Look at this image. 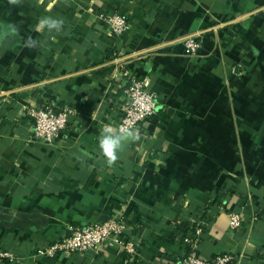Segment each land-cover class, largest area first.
Segmentation results:
<instances>
[{"label":"crops","instance_id":"obj_1","mask_svg":"<svg viewBox=\"0 0 264 264\" xmlns=\"http://www.w3.org/2000/svg\"><path fill=\"white\" fill-rule=\"evenodd\" d=\"M117 12L120 38L105 21ZM45 16L63 30L37 31ZM0 24L19 30L0 55V250L18 257L4 264H51L40 245L100 218L123 220L135 253L117 243L55 264H177L198 222L203 259L264 264V0H0ZM125 72L149 77L158 110L108 166L98 141L118 129ZM52 104L77 112L46 144L29 111Z\"/></svg>","mask_w":264,"mask_h":264},{"label":"built area","instance_id":"obj_2","mask_svg":"<svg viewBox=\"0 0 264 264\" xmlns=\"http://www.w3.org/2000/svg\"><path fill=\"white\" fill-rule=\"evenodd\" d=\"M105 21L108 23L112 35L117 38L122 37L129 28V21L123 13L117 12L108 15ZM201 47L202 42L199 38L190 37L185 41V51L189 57H196ZM124 80L125 109L118 128L123 126L138 131L145 122L157 114L158 95L148 88L149 77L147 76L139 77L125 72ZM76 112L75 107L65 106L57 109L53 104L41 108H31L29 114L32 120L34 139L46 144H53L67 129L71 117ZM243 221L240 214L230 213V225L233 230L241 228ZM195 224L196 231L188 233L184 239L191 250L177 264H232L234 261L232 256L226 255L206 260L198 255L197 243L203 233L204 226L199 222ZM72 230L70 237L64 236L55 243L40 245L36 255L44 258H57L60 255L71 257L75 253L110 247L117 243L121 244L130 254H134L136 251L134 243L124 242L126 225L119 218H111L104 223L77 226ZM17 259L18 257L12 251L0 250V264L14 262Z\"/></svg>","mask_w":264,"mask_h":264},{"label":"clouds","instance_id":"obj_3","mask_svg":"<svg viewBox=\"0 0 264 264\" xmlns=\"http://www.w3.org/2000/svg\"><path fill=\"white\" fill-rule=\"evenodd\" d=\"M22 0H8V4L11 6H17ZM39 3H43V0H38ZM64 20L63 18H54L51 16H45L39 19L37 25V31L47 30L48 32L60 33L63 30ZM19 35V30L14 24H0V55L6 50L4 48L5 43ZM23 46L28 49H36L40 46V42L29 35L23 41ZM254 54H259L258 50L253 49ZM140 139L139 132L132 128L119 127L114 128L111 125H106L100 134L98 146L100 152L106 160L108 166H112L119 159L118 153L123 150L124 146L128 142H134Z\"/></svg>","mask_w":264,"mask_h":264},{"label":"trees","instance_id":"obj_4","mask_svg":"<svg viewBox=\"0 0 264 264\" xmlns=\"http://www.w3.org/2000/svg\"><path fill=\"white\" fill-rule=\"evenodd\" d=\"M141 77V76H139ZM124 89V88H123ZM65 106V104H63ZM63 106V107H64ZM66 106H70V107H73L72 104H66ZM196 215H201L202 219H207V216H208V212H203L202 210L198 209L197 210V214ZM196 231V227L192 228V229H189L188 232H195ZM190 252V251H189ZM59 260V258H55V259H52V258H45L44 259V263H51V264H55L57 261ZM182 261V260H181Z\"/></svg>","mask_w":264,"mask_h":264},{"label":"water","instance_id":"obj_5","mask_svg":"<svg viewBox=\"0 0 264 264\" xmlns=\"http://www.w3.org/2000/svg\"><path fill=\"white\" fill-rule=\"evenodd\" d=\"M105 219H107V218H100L98 221H96V223H104ZM84 226H87V224ZM71 235H72V230L67 233L66 237H70Z\"/></svg>","mask_w":264,"mask_h":264}]
</instances>
